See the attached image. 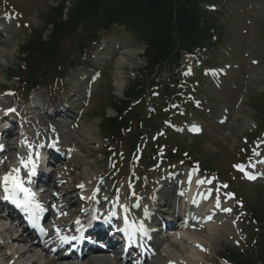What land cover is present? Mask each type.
<instances>
[{
	"label": "rangeland",
	"instance_id": "1",
	"mask_svg": "<svg viewBox=\"0 0 264 264\" xmlns=\"http://www.w3.org/2000/svg\"><path fill=\"white\" fill-rule=\"evenodd\" d=\"M55 2H58V0H18L15 3L24 10L26 20L32 21L34 28L39 29L42 25V12L47 11L48 7ZM247 2H250V0H237L238 8H235L230 4L228 5V8L225 7L219 12L221 13L220 15L214 16L215 21L219 24V26H221L222 41L225 44H230L234 47V59H241L243 64L237 70H233L232 72V77L235 78L238 89H236V85L230 84L229 81H226L220 90L216 87L210 88L212 94H219L217 95L218 98L214 99L212 104H210L212 106L211 109H213V114L221 113L224 103H226L230 109L231 107L233 109L235 102L239 98V92L249 94V97L252 98L254 106L264 104V96L257 94L259 88L264 86V74L262 75L261 72V70L264 69V18L261 17V14H255L256 18L252 17L250 15L252 11L249 12ZM248 20L251 23H248ZM18 30L19 29L17 28L15 31L16 33L10 35L9 40L7 41L8 63L5 67L3 65L0 67V86L2 87L7 84L4 80L3 73H6L8 71L7 69L13 64L16 65V63H18L17 58H19L20 43H22L20 39H17V35L20 32H18ZM19 35L22 36L21 33ZM110 39L123 41L125 43H132L130 41V37H127V34L125 33L121 36L112 33L110 35ZM16 43H18V45ZM254 57L260 58L261 64H250L251 59ZM131 60H134V58H131ZM104 67L106 72L104 73V78L95 87L94 94H96V97L93 100V103H95L94 108L97 110V114H99V116H102L103 111H107L110 107L112 96L116 94L115 61L111 60L107 62ZM251 73L252 75H249L248 77V74ZM253 76L256 80L252 79ZM246 80L247 82H245ZM246 83L247 87H244ZM239 113H242L245 116L239 122L238 126H234L229 122H227L226 125L221 126L212 119L209 121V127H213L215 132L201 138L191 139L188 138V136H184L181 145L188 146V144L191 143L197 145V150L201 149L203 151V153H201V157H204L207 160V163L211 162L213 163L212 165L225 172V170L230 168V161L228 160L227 155L231 153V149H233L235 145L240 143L238 132L239 126L242 125L241 122H245V119L248 120V118H255L254 116L256 114L254 107L247 105L246 103H243V107L239 110ZM94 116L96 115H93V117L90 118L89 124L93 123L98 125L97 120L99 119L96 120ZM91 163L94 164V157H92ZM235 184H238V182ZM240 188L242 190L241 193L245 194L244 196L246 200L251 203H254L257 197L264 198V182L256 184L240 183ZM204 236H207V234ZM221 236L222 237L219 239L220 241L213 243L215 250L220 255H222L225 248H229L230 245L226 240V235L221 233ZM212 260L216 263L215 257Z\"/></svg>",
	"mask_w": 264,
	"mask_h": 264
},
{
	"label": "trees",
	"instance_id": "2",
	"mask_svg": "<svg viewBox=\"0 0 264 264\" xmlns=\"http://www.w3.org/2000/svg\"><path fill=\"white\" fill-rule=\"evenodd\" d=\"M198 1L76 0L67 20H62V13L59 14L54 22V31H66L77 26L80 21L91 18L103 6H111L110 13L115 16H108L105 20H121L140 27L150 44V63L155 66L171 58L178 47L188 49L204 37L200 27Z\"/></svg>",
	"mask_w": 264,
	"mask_h": 264
},
{
	"label": "bare ground",
	"instance_id": "3",
	"mask_svg": "<svg viewBox=\"0 0 264 264\" xmlns=\"http://www.w3.org/2000/svg\"><path fill=\"white\" fill-rule=\"evenodd\" d=\"M5 49L4 48H0V62L2 61H6V56L4 55L5 53ZM137 50L135 49H125L123 52H121L119 54V57L116 61V65H117V75H116V84L117 87H121L123 84V80H122V70L121 67L123 65H125L126 63H128V55L129 53H136ZM74 86L76 87V83L74 84ZM89 135L93 136L95 134L94 132V128H89L86 131ZM67 136H64V139H66ZM66 144V143H64ZM91 171H89L90 173ZM169 186H163L161 184H158L156 186H153V188L151 189V197L149 199L151 204H156L158 203V201L162 198V197H166L168 200L167 208V215H174L176 213L177 210V206H176V195H172V192L170 190H168ZM191 187H195L194 184L191 185ZM157 188V190H156ZM210 208L211 204H209L206 208ZM206 208H200L198 205L195 207V210H201L198 212H206L208 209ZM52 210L55 211H59L60 208L58 206L53 207ZM165 210V209H164ZM196 210V211H197ZM157 211H158V207H157ZM160 211V209H159ZM66 212H62L60 213V216H56L55 218V223L52 225V232L55 233V231L57 232V229H66L68 227L69 224V215L65 214ZM163 214V213H161ZM188 214L194 215L193 211H189ZM54 215H56L54 213ZM153 217L155 218L156 213L153 212L152 213ZM184 226V224H183ZM186 227V226H185ZM183 227V228H185ZM182 228V229H183ZM221 228H223L224 230H230V226L229 224H224ZM207 230H208V235L210 236V239L213 241L215 238L217 239L218 237V233L220 231V227H216L215 221H210L207 224ZM171 237L168 239H173L174 243L179 245V250H177L176 248H172L170 245L166 244V242H168L167 240H160V238H158L155 242V245L158 247V253H159V257L162 258L161 256L166 257V259H169L168 261H172L178 264H204L205 262V254L207 253L204 250H200L199 247H197V245L202 244V241L206 240L207 243L211 244L209 242V239H204L203 237L199 236L198 234L195 233H188V232H184L181 231L179 233H177L178 236H176V234L171 233ZM203 238V239H202ZM164 245V247H163ZM31 253V252H30ZM23 254L22 257H26L28 259L29 254ZM159 261V259H158ZM53 262V261H52ZM64 264H70L67 262H63ZM158 263V262H157ZM33 264V263H31ZM71 264H121L119 261H117L116 258L110 257V256H91L88 258H83L82 260L79 261H75L72 262ZM160 264H162V261H160Z\"/></svg>",
	"mask_w": 264,
	"mask_h": 264
},
{
	"label": "snow or ice",
	"instance_id": "4",
	"mask_svg": "<svg viewBox=\"0 0 264 264\" xmlns=\"http://www.w3.org/2000/svg\"><path fill=\"white\" fill-rule=\"evenodd\" d=\"M193 130L199 131L198 128H194ZM21 163L24 164V161H21ZM28 163L32 164L31 168L29 169V175L30 176L35 175L36 174L35 164L32 163L31 161H29ZM25 166L27 167V164H25ZM235 167H237L238 170H240L241 172H244L247 179L255 180L257 178L256 175L249 172H245L243 166L236 165ZM13 172L16 174L13 175ZM0 183H2L3 191H4L3 199L8 200L11 203L15 204L23 212L29 214L30 216H36L39 212H43L45 210L43 205L36 199L35 193L32 192L30 188L24 186V183L19 176V169H13L12 172L4 175L2 178H0ZM198 183H205V181L201 180L198 181ZM79 187L83 188L84 185L81 184L79 185ZM225 187L227 186L225 185ZM20 194L23 195L21 196ZM217 207H219V204H217ZM224 211H231V209H224ZM125 212H127V209H125ZM207 219L210 220L211 216H209ZM76 223L79 224V220H77ZM124 224L125 227L121 229V231L128 233L130 236L136 232H139L144 235L147 234V229L144 227L143 223L137 224L135 221H129L127 216L124 217ZM129 229H131V232H129ZM77 231H79V228L77 229ZM57 236L61 241V243H69L71 240L79 239L78 237L75 236L68 237V236L60 235L59 229H57ZM197 247H201V246L197 245Z\"/></svg>",
	"mask_w": 264,
	"mask_h": 264
}]
</instances>
